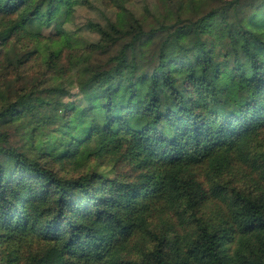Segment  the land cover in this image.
Returning <instances> with one entry per match:
<instances>
[{
    "label": "trees",
    "instance_id": "obj_1",
    "mask_svg": "<svg viewBox=\"0 0 264 264\" xmlns=\"http://www.w3.org/2000/svg\"><path fill=\"white\" fill-rule=\"evenodd\" d=\"M88 1L0 0V78L34 60L47 76L0 85V264H264V0H189L149 30L122 9L86 25L96 49L126 40L85 68L66 26ZM64 128L73 156L34 151Z\"/></svg>",
    "mask_w": 264,
    "mask_h": 264
},
{
    "label": "rangeland",
    "instance_id": "obj_2",
    "mask_svg": "<svg viewBox=\"0 0 264 264\" xmlns=\"http://www.w3.org/2000/svg\"><path fill=\"white\" fill-rule=\"evenodd\" d=\"M189 0H89L88 3L79 5L77 8V11L75 13L74 17V24L67 25L66 27L74 26V30H76V33L73 34V40L74 42H78L76 44L82 51H80L81 54V63L86 68L87 65L90 66H98V65H105L108 61L111 60V57L113 54H115L122 46V43L126 40H121L119 45H116L111 48L109 52H105L102 49H96L93 46H91L90 43H96L100 40V34L99 32L94 29H86V25L89 23L101 24L102 26L108 25L110 22H117L119 20L118 14L122 9L128 8L130 11H132L138 18H140V21L142 25L145 27V29L149 30L152 27H158L160 25V22L162 20H165V15L167 14V10L173 9V11H176V9L179 7V5L182 2H188ZM121 7V8H120ZM106 17V18H105ZM162 19V20H161ZM170 22H173L172 19H169ZM122 24V23H121ZM127 26L126 22L125 24L121 26ZM163 34V32H161ZM160 34V35H162ZM156 45L152 46L147 51L146 60L151 63V57L154 53ZM150 57V58H149ZM66 60V59H64ZM41 63L39 60L32 61L28 66H26L24 69L21 70L22 73L26 75L25 78L19 79L17 78L16 74L7 75L6 78H0V85L3 84V88L5 89V94L7 97L9 95L15 96L16 90L23 87L25 82L29 83H37L38 81H45L47 79V76H43V70L44 68L41 67ZM50 83V82H46ZM56 83H59V81H56ZM11 86V92H7V87ZM46 86H49V84H46ZM246 99V93L242 90H238V92L233 93L229 95L228 102L242 105L245 102ZM1 102L4 101V99L1 98ZM116 103L118 105L120 104H126L125 98H122L119 96V94L116 97ZM132 111L137 110L139 111L141 109V104L139 102H136L135 100L130 101ZM136 126L143 130L145 127V122L143 120H139L136 123ZM23 132L18 130V127L12 126L9 130L11 146L21 147L23 143L25 142V139L23 138ZM77 147L76 140L74 138V133L67 129H59L58 131H44L36 133L35 140H34V151L39 154V156L44 154H49L51 157H63V156H73L75 154ZM31 155L32 151H30ZM99 163V159H96L94 157H91L90 160L83 159V168H81L82 171H89L92 170V167H95L96 164ZM104 163H109L108 159L105 160ZM101 170H103L109 177L114 176V172H111L112 167L111 166H102ZM115 177V176H114ZM182 183L189 187L191 190H193V186L191 181L188 178H181ZM124 193L122 185L114 186L108 193H106V196H116L120 197ZM200 194L197 193V196ZM52 262L59 264L61 262V259L58 255L54 256L51 260Z\"/></svg>",
    "mask_w": 264,
    "mask_h": 264
}]
</instances>
